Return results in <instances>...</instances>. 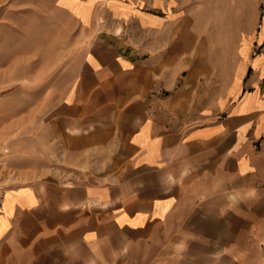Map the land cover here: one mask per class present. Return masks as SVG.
<instances>
[{"label": "crops", "instance_id": "obj_1", "mask_svg": "<svg viewBox=\"0 0 264 264\" xmlns=\"http://www.w3.org/2000/svg\"><path fill=\"white\" fill-rule=\"evenodd\" d=\"M163 1L147 11L61 0L83 25L84 53L54 108L30 107L0 129V264L263 256L253 238L264 227V56L222 75L193 15ZM104 18L133 21L138 40Z\"/></svg>", "mask_w": 264, "mask_h": 264}, {"label": "rangeland", "instance_id": "obj_2", "mask_svg": "<svg viewBox=\"0 0 264 264\" xmlns=\"http://www.w3.org/2000/svg\"><path fill=\"white\" fill-rule=\"evenodd\" d=\"M133 1L143 10H160L155 0ZM162 4L179 15H193L196 28L207 34L217 52L222 75L248 53L264 56V0H164ZM109 20L101 19L104 28H113L127 42L138 40L133 21L114 26ZM82 26L61 0H0V129L30 107L54 108L62 100L83 57ZM255 73L250 66L248 85ZM256 152L264 174V146ZM260 233L253 244L264 251V227ZM252 260L264 264V254Z\"/></svg>", "mask_w": 264, "mask_h": 264}]
</instances>
